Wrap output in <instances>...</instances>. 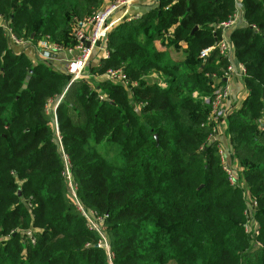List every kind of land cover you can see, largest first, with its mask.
<instances>
[{
  "label": "trees",
  "instance_id": "trees-1",
  "mask_svg": "<svg viewBox=\"0 0 264 264\" xmlns=\"http://www.w3.org/2000/svg\"><path fill=\"white\" fill-rule=\"evenodd\" d=\"M14 1L0 0V16L18 39L48 34L71 46L102 0ZM242 10L230 40L246 96L225 129L242 191L208 140L204 101L226 68L214 45L233 0H156L120 23L89 75L121 69L127 86L74 83L55 125L46 106L69 78L11 53L0 30V264H264V0H242ZM179 47L176 62L169 50ZM151 74L166 86L148 84ZM61 154L108 249L67 196ZM244 194L256 203L255 236L245 231Z\"/></svg>",
  "mask_w": 264,
  "mask_h": 264
},
{
  "label": "built area",
  "instance_id": "built-area-1",
  "mask_svg": "<svg viewBox=\"0 0 264 264\" xmlns=\"http://www.w3.org/2000/svg\"><path fill=\"white\" fill-rule=\"evenodd\" d=\"M145 1L149 0H113L102 10L92 12L82 22L76 24V27L73 30L74 44L67 47H63L62 45L53 42L48 38L40 39L34 43L28 40L22 41L14 35L12 29L9 26L10 21L5 20L1 16L0 30L3 32L4 37L6 38L7 47L11 53L15 55H26V52H29L30 59H32V62L35 64L43 63L44 61L49 60L44 56L45 53L55 55V57L62 54L65 55V59L62 60L65 68L64 74L67 75L69 79L60 97V100L58 101L60 102L68 89L76 81L90 78L89 71L86 75L87 67L89 70L91 66L98 65L102 59H105L109 56L108 42L110 34L117 29L120 23L138 20L141 14L133 13L132 9L139 3ZM233 1V14L226 21L219 23L217 26L220 37L216 39L214 45V48L218 51L219 55L225 59L226 68L223 71L221 78H214L211 100L204 99V101L210 107L207 115L208 125H211V135L208 138L209 142H213L216 139L218 133L217 123L219 119H225L228 115L226 114L224 104L222 109V103L229 101V87L226 84H223L222 81H227L228 79L233 78L237 79L238 82H240L243 86V80L246 77V69L236 60L234 48L230 40V34L232 30L245 25L243 16L244 14L242 10V0ZM151 2V8L156 6V0H151ZM207 54L208 52L201 53V58H206ZM151 77L155 78L156 80H154L152 83L146 81L148 84H156L161 87L166 86L158 78L157 74H152ZM101 78V80L105 82L115 85L127 86V78L121 69H108ZM99 98L101 99L100 96ZM52 112L55 114L54 111ZM218 154L220 157L222 171L226 174L228 183L232 187L239 188L241 191L244 190L242 184L239 182L238 167L235 165V163H233V160H231V162H227L224 158L223 150L221 148H218ZM62 156L63 164L65 166L64 176L66 184L70 187V200L74 204L76 210L85 220L87 228L98 233L102 238L103 246L105 249H108L107 241L101 232L100 227L102 218L97 216L95 213L88 211L79 202L75 192V185L72 183L68 171L67 158L63 154ZM244 197L245 200H247L248 194H244ZM246 207L247 208L244 212L246 216L245 231L255 236L257 234V226L254 225L253 217L256 208L255 201H246ZM250 221H252V225L254 226L253 228L250 227Z\"/></svg>",
  "mask_w": 264,
  "mask_h": 264
},
{
  "label": "rangeland",
  "instance_id": "rangeland-1",
  "mask_svg": "<svg viewBox=\"0 0 264 264\" xmlns=\"http://www.w3.org/2000/svg\"><path fill=\"white\" fill-rule=\"evenodd\" d=\"M26 0H15L14 1V3H16L17 5H19V4H22L23 2H25ZM113 0H102L101 1V5L97 8L98 10L97 11H99V10H102L104 7H106L110 2H112ZM102 5H104L102 8H101V6ZM79 19H80V17H78ZM4 19L5 20H8V21H10V19H8V18H5L4 17ZM44 38H49V39H51L49 36H48V34L47 35H44L43 36ZM63 45H66V44H63ZM63 47H67V46H63ZM183 56V47H179V48H173V49H170L169 50V57L171 58V60H174V61H178L181 57ZM56 58V57H55ZM53 59L52 61H47L46 63L48 64V66L49 67H51V68H53V69H55V70H57V72L58 73H65V71H64V63H63V61L62 60H57V59ZM48 59V58H47ZM56 60V61H55ZM33 64H35L34 62H32ZM45 63V62H44ZM87 71H86V75L88 74V67H87V69H86ZM184 69L183 68H181V69H179V72H182ZM152 75V74H151ZM151 75L150 76H148V77H145V78H143V79H145L147 82L149 81L150 83H152L154 80H156L155 78H153V77H151ZM98 78V79H97ZM96 79H94V78H92V77H90V78H87V79H84L83 81H80V80H78V81H76L75 83H77V82H86V83H88V84H90V86L92 87V86H94L95 84H96V81H100L102 78H100V77H97ZM161 81H163V79H161L160 77H158ZM157 82V81H156ZM64 91V90H63ZM62 93L63 92H61L60 94H57L54 98H52V99H50V100H48V103H47V106H46V110H47V113L50 115V117H51V121L53 122V124L55 125V114H53V112L52 111H54L55 112V109H56V105L57 104H59L61 101H62V99H61V101L60 102H58L59 100H60V97H61V95H62ZM237 95H239V94H237ZM193 96L195 97L196 96V94H193ZM236 102H237V105L238 106H240V104L242 103V100L240 99V95H239V97H237V99H236ZM73 103V102H72ZM223 104L224 103H222V109H223ZM236 106V105H235ZM237 106V107H238ZM236 107V108H237ZM235 108V109H236ZM230 113V111L228 110V109H226V114H229ZM228 116V115H227ZM222 120V118H220L219 119V121H218V123L220 122ZM207 121V120H206ZM225 122H227V117H226V120H225ZM208 123V122H207ZM210 126V125H209ZM59 137H58V135L57 134H55V141H56V143L59 145V147H60V144H59V139H58ZM111 157H113V154L111 155ZM61 158H63V156H62V154H61ZM65 167V166H64ZM67 185V184H66ZM67 189H68V194H67V196H69V197H71V194H70V187H69V185L67 186ZM68 197V198H69ZM250 196H249V194H248V198H249ZM247 198V202H249V200H252V199H248ZM247 207H245V209H246ZM250 227L251 228H253L254 226L252 225V221H250Z\"/></svg>",
  "mask_w": 264,
  "mask_h": 264
},
{
  "label": "crops",
  "instance_id": "crops-1",
  "mask_svg": "<svg viewBox=\"0 0 264 264\" xmlns=\"http://www.w3.org/2000/svg\"><path fill=\"white\" fill-rule=\"evenodd\" d=\"M151 5H152L151 0L139 3L137 6H135L132 9V12L136 13V14H143L144 12H146L148 9L151 8ZM103 6L104 5H102L101 8ZM26 55L30 59V53L26 52ZM55 59H57L58 61L64 60L65 55H63V54L58 55ZM30 60L32 61V59H30ZM52 60L53 59H49V60L44 61L45 63L44 62L43 63L48 65L46 62L52 61ZM213 82H214V79H213ZM222 83L226 84L229 87V101L224 103L225 110L228 109L230 112H232L238 106L237 102H236L237 97H239V95H240V99L243 101L245 99V96H246V91H245L244 87L241 85V83L238 82L237 79H233V78L228 79L227 81H222ZM237 94H239V95H237ZM243 97H244V99H243ZM225 120H226V118L225 119L223 118L219 123H217L218 133H217L215 141L218 143L217 148H221L223 150L224 158L226 159V161L231 162V160H232L231 151H230L229 142H228V139H227V136L225 133V129H226Z\"/></svg>",
  "mask_w": 264,
  "mask_h": 264
},
{
  "label": "water",
  "instance_id": "water-1",
  "mask_svg": "<svg viewBox=\"0 0 264 264\" xmlns=\"http://www.w3.org/2000/svg\"><path fill=\"white\" fill-rule=\"evenodd\" d=\"M32 38V37H31ZM44 56L48 59H54L55 58V55H52V54H48V53H45Z\"/></svg>",
  "mask_w": 264,
  "mask_h": 264
}]
</instances>
